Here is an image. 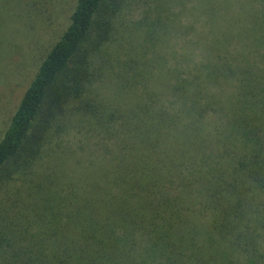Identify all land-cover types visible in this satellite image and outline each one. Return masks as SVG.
I'll use <instances>...</instances> for the list:
<instances>
[{
  "label": "trees",
  "instance_id": "trees-1",
  "mask_svg": "<svg viewBox=\"0 0 264 264\" xmlns=\"http://www.w3.org/2000/svg\"><path fill=\"white\" fill-rule=\"evenodd\" d=\"M0 264H264V0H75L0 137Z\"/></svg>",
  "mask_w": 264,
  "mask_h": 264
},
{
  "label": "rangeland",
  "instance_id": "rangeland-1",
  "mask_svg": "<svg viewBox=\"0 0 264 264\" xmlns=\"http://www.w3.org/2000/svg\"><path fill=\"white\" fill-rule=\"evenodd\" d=\"M74 1L6 5L0 31V137L44 55L66 27ZM146 8L138 5L129 18L139 19Z\"/></svg>",
  "mask_w": 264,
  "mask_h": 264
}]
</instances>
